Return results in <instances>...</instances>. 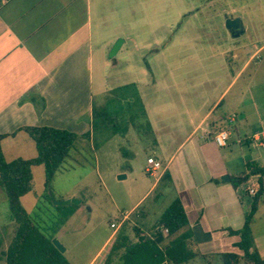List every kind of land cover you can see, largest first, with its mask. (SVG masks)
I'll return each mask as SVG.
<instances>
[{
	"label": "crops",
	"instance_id": "0c3cea01",
	"mask_svg": "<svg viewBox=\"0 0 264 264\" xmlns=\"http://www.w3.org/2000/svg\"><path fill=\"white\" fill-rule=\"evenodd\" d=\"M131 1L0 0V135H10L2 143L7 161L38 156L35 142L21 131L24 127H49L93 140L97 110L95 49L105 45L112 17L120 13L125 16L127 5L131 16H136V0L133 8ZM206 11L211 15L201 9L192 11L191 16ZM214 12L213 16L223 18L224 25L228 18H240L245 33L251 31L254 22L264 25V18L254 21L257 13L247 6L231 5ZM213 21L215 18L209 20ZM220 42L213 58L190 57L180 75L169 69L166 76L154 79L150 102L144 105L154 138L148 159L160 161L163 170L132 211L143 222H152L153 210L143 207L145 198L154 189L160 190L158 199L168 190L175 194L173 201H182L192 228L201 225L212 236L218 233L232 240V246L238 249L240 239L231 231L243 229L252 199L245 200L243 189L236 190L232 181L223 183L222 178L244 176L249 165L264 167V74L258 73L264 66L250 76L246 88L240 90L241 97L235 96L239 98L228 103L226 100L245 70L259 60L264 45L255 46L246 56L238 43ZM149 87L146 85V89ZM106 90L104 83L102 92ZM211 94H215L212 103ZM241 129L247 130L244 137ZM222 130L230 132L229 145L224 148L214 140ZM234 132L238 140L233 139ZM185 144L190 148L180 156ZM127 169L135 171L133 166ZM256 216L252 232L264 259V233L256 234ZM2 236L5 242L6 235ZM115 237L111 235L90 264H95L106 248L110 250Z\"/></svg>",
	"mask_w": 264,
	"mask_h": 264
},
{
	"label": "rangeland",
	"instance_id": "374dc122",
	"mask_svg": "<svg viewBox=\"0 0 264 264\" xmlns=\"http://www.w3.org/2000/svg\"><path fill=\"white\" fill-rule=\"evenodd\" d=\"M133 4L132 0V8ZM231 5L255 10L254 21L264 18V0H136L138 11L135 17L128 12L127 5L125 16L120 13L119 17L110 19L105 45L95 49L94 99L97 110L93 140L80 141L71 150L48 188L45 168L36 167L34 191L24 198L25 208L34 223L49 238L61 242L67 249L65 255L71 264H90L114 235L111 224L123 221L125 214L131 213L122 226L127 224L128 233L134 237V227L149 233L158 217L172 204L175 194L167 190L158 199L160 190L157 188L148 194L143 205L153 210L152 222H143L139 214L132 211L156 181L145 171L154 138L148 128L144 105L150 102L154 79L166 76L169 69L181 73L183 63L190 57L213 58L220 41L222 44L223 41L232 45L238 43L241 49H245L246 56L264 45V25L259 22L253 23L251 31L234 39L223 18L213 16L214 11L219 13ZM201 9L209 10L211 15L206 11L202 15L191 16L192 11ZM214 18L211 24L209 20ZM119 39H124L123 47L111 59L110 53ZM258 59L245 70L226 103L234 98L237 100L239 97L235 96L246 88L250 76L260 65L264 66V50ZM258 73L263 75L264 70ZM104 83L108 90L103 93ZM148 84L150 87L146 89ZM214 95L209 97L211 103ZM242 129L241 136L244 137L247 130ZM233 139L238 140L236 132ZM189 148L190 144H185L179 155ZM130 166L135 168L134 172L127 169ZM124 175L127 177L120 179ZM243 195L245 200L251 199L246 193ZM66 200L81 203L56 204ZM71 211H74L72 215ZM10 216L7 196L0 189V234L6 235L3 250L15 235L16 224L9 219ZM256 218L255 231L261 235L264 233V201ZM163 232L165 234V230ZM108 251L106 248L95 264H103ZM193 251L198 253V257L187 264H224L221 256L238 249L232 246V240L221 238L216 233L209 242L195 243ZM0 264H6L1 253Z\"/></svg>",
	"mask_w": 264,
	"mask_h": 264
},
{
	"label": "trees",
	"instance_id": "16d2710c",
	"mask_svg": "<svg viewBox=\"0 0 264 264\" xmlns=\"http://www.w3.org/2000/svg\"><path fill=\"white\" fill-rule=\"evenodd\" d=\"M21 131L35 142L38 156L7 161L2 143L10 135H0V188L7 196L11 221L16 224L15 235L5 251L2 250L4 239L0 234V252L6 264H71L53 244V239L34 223L22 199L34 191V167L45 168L46 187H50L71 150L86 136L49 127H24ZM249 169L244 176L232 178L234 188L241 190L248 186L251 178L258 176L260 189L255 197H251L243 229L231 231L240 239L237 248L241 253L223 254L224 264H264L252 232L255 216L264 201V167L249 165ZM163 230H168V235ZM133 232L134 237L128 233L127 224L122 226L103 264H162L164 261L187 264L198 257L193 251L197 243L193 228L180 199L172 202L148 234L137 226Z\"/></svg>",
	"mask_w": 264,
	"mask_h": 264
},
{
	"label": "water",
	"instance_id": "95a60500",
	"mask_svg": "<svg viewBox=\"0 0 264 264\" xmlns=\"http://www.w3.org/2000/svg\"><path fill=\"white\" fill-rule=\"evenodd\" d=\"M226 27L228 31L231 33V35L235 38H238L241 35L245 34L244 25L240 18H228L226 20ZM123 44H124V39H119L117 41V43L114 45L110 53L111 59H114L117 56ZM123 178H126V176L125 175L120 176V179H123ZM231 181L232 179L229 176H225L222 178L223 183H230ZM70 203L79 205L81 202L77 200H66V201L56 202V204L60 206L68 205ZM193 232H194V236L198 244H203V243H206L212 240V234L205 232L201 225L194 226ZM53 244L57 247V249L62 254L66 253L67 249L61 244L59 240L57 239L53 240Z\"/></svg>",
	"mask_w": 264,
	"mask_h": 264
},
{
	"label": "built area",
	"instance_id": "2783aa9c",
	"mask_svg": "<svg viewBox=\"0 0 264 264\" xmlns=\"http://www.w3.org/2000/svg\"><path fill=\"white\" fill-rule=\"evenodd\" d=\"M8 1V0H3ZM215 143L218 147L224 148L229 145L230 141V132L228 130H222L220 131L215 137H214ZM163 170V165L160 161H157L153 158L148 159V167L146 169V172L154 177H160ZM259 178H256L254 182L249 183L247 187L243 188V192L246 193L249 197H255L260 189V184L258 181ZM129 217L128 214L124 215V220H127ZM124 220L120 223H112L111 229L114 231V235H116L117 232H119L120 228L122 227V224L124 223ZM165 234H168V230H165ZM162 264H172L169 261H164Z\"/></svg>",
	"mask_w": 264,
	"mask_h": 264
}]
</instances>
